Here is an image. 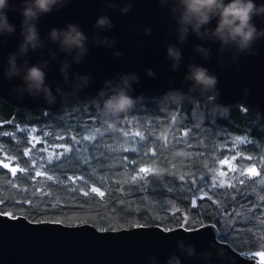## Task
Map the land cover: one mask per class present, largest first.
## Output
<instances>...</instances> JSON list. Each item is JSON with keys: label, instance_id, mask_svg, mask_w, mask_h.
Returning <instances> with one entry per match:
<instances>
[{"label": "trees", "instance_id": "obj_1", "mask_svg": "<svg viewBox=\"0 0 264 264\" xmlns=\"http://www.w3.org/2000/svg\"><path fill=\"white\" fill-rule=\"evenodd\" d=\"M103 99L56 110L16 108L0 100L1 211L25 214L32 220L90 222L102 229L139 224L196 227L212 221L219 227V237L234 248L246 255L264 254V221L259 218L264 209L253 216L251 209L244 212L238 207L264 205V174L251 178L247 187L209 186L222 178L219 173L227 165L221 161L236 154L230 149L244 157L235 161L236 167L264 166V118L259 112L240 103L218 106L202 96L164 95L138 99L130 111L106 120L101 115ZM97 130L102 136L97 135L96 141L83 140ZM137 131L142 138H135ZM45 132L52 136L45 139ZM59 135L65 140H54ZM72 136L81 144H74ZM237 138L247 143L237 144ZM34 143L35 153L30 151ZM46 145H63L72 151L46 164L44 171L31 157L46 158L52 151L43 152ZM61 151L56 147L57 153ZM20 167L25 172L13 176L11 168ZM140 168L150 171L144 179L134 180ZM181 174H188L184 182L178 178ZM48 176L53 179L47 180ZM240 188L246 197L238 195ZM233 210L240 214L235 224L237 218L229 215ZM233 227L240 229L239 236Z\"/></svg>", "mask_w": 264, "mask_h": 264}, {"label": "water", "instance_id": "obj_2", "mask_svg": "<svg viewBox=\"0 0 264 264\" xmlns=\"http://www.w3.org/2000/svg\"><path fill=\"white\" fill-rule=\"evenodd\" d=\"M12 2L17 7L20 6V0ZM115 2L117 8L107 10L115 27L100 32L101 35L115 37L113 49L91 42L94 31L92 25L104 11L103 0H70L62 9L40 17L38 27L46 47L39 52H30L28 59L30 64L36 63L43 54L50 61L47 83L54 93L57 84L64 90H70L68 85L63 84L59 68L61 60L67 58L71 61L72 57L59 52L57 45L47 39L48 31L52 27H64L71 21L80 24L89 36V52L83 63H73L72 71L91 73L92 82L78 96L69 98L67 102L58 97L51 106L39 97L32 98L25 94L18 101L9 93L10 87L21 84V80L19 77L10 81L4 79L3 70L7 66L8 54L17 50L22 39V17L17 11H9L8 19L16 25V31L13 35L0 38L7 41L0 46V100L16 108L56 110L76 102L103 99L98 95L102 82L115 77L119 72L131 71H135L140 78L139 84L133 85V97L154 99L169 95L209 98L199 92H189L188 84L181 83L187 64L196 63L207 67L219 79L217 87L220 96L218 99H211L216 105L240 103L259 112L264 118V39L255 45L257 55L239 54L236 63H232V53H221L218 41L200 40L190 33L186 43H177L175 22L169 17V9L162 8L158 0H133L131 11L124 15L119 8L125 0ZM256 3H264V0H256ZM254 22L258 28H264V17H255ZM130 23L135 26V30L129 27ZM215 23L213 20L210 27H215ZM145 27H151V35L143 34ZM170 27L173 29L171 33L168 31ZM138 40L143 41V47L137 44ZM166 42L175 44L182 52L183 59L176 72L170 68L171 61L166 59ZM196 44L211 48L212 54L208 60L193 51ZM50 50L57 52L56 60L51 59L48 54ZM114 50H119L123 55L114 57ZM236 64L241 65L239 71L235 70ZM149 68L156 72L154 79L145 74V69ZM168 77L173 78V83L168 82ZM246 88L250 89L247 97ZM173 90L180 91L177 93ZM180 239L186 244L194 245L198 254L211 252L210 264H264L256 256L242 255L230 242L221 239L219 227L212 221L196 227L177 225L166 228L160 224H139L102 229L90 222L68 224L57 220H32L25 214L0 210V264H149V256H155L157 264H166L167 258L172 254L180 256L182 264H205L199 255L193 258L184 256L177 248V241ZM218 250L222 255H217Z\"/></svg>", "mask_w": 264, "mask_h": 264}, {"label": "clouds", "instance_id": "obj_3", "mask_svg": "<svg viewBox=\"0 0 264 264\" xmlns=\"http://www.w3.org/2000/svg\"><path fill=\"white\" fill-rule=\"evenodd\" d=\"M70 0H20L17 7L12 0H0V38L13 35L16 25L9 21L8 12L17 11L21 15L20 35L21 42L15 52H10L7 57V66L3 70V77L12 80L19 77L21 84H13L10 95L16 100H22L27 94L32 98H42L49 106L56 103L59 97L67 102L69 98L76 97L79 92L88 87L92 82L91 73L80 74L72 71V65L83 63L84 57L88 54L89 36L82 30L80 24L67 22L64 27H52L47 33V39L56 44L59 52L71 56V61L67 58L60 61L59 72L64 85H68L70 90L57 84L55 93L47 83V70L50 68V61L41 58L36 63H29V53L39 52L46 47L45 40L41 38L38 23L40 17L60 10L65 7ZM104 11L94 21V29L91 35V42L95 45L113 49L116 44L115 37L101 35L100 32L110 30L115 27L109 15L108 9H116L115 0H103ZM162 8L169 9V17L175 22V33L177 43L187 42L189 34H194L197 39L211 42H219L221 53L231 52L230 60L236 63L239 54L257 55L256 43L264 39V28H258L254 22L255 17H264V3L257 4L256 0H158ZM133 0H125L123 6L119 8L122 15L131 11ZM215 20V27H210ZM129 27L135 30L131 23ZM99 30V31H97ZM169 33L173 31L170 27ZM151 27L143 29L144 35H151ZM5 39H0V46L6 44ZM143 47V41H137ZM203 59L211 57V48L203 44H196L193 49ZM52 60L57 59L56 51L48 53ZM114 57L123 55L119 50L112 52ZM228 59V57H224ZM166 59L171 61L170 68L176 72L180 68L183 59L182 52L175 44L166 42ZM227 67V65H224ZM101 68L100 65H97ZM181 83L188 84L189 92H199L208 95L210 99H218L220 90L217 87L219 79L217 75L207 67L196 64H187ZM241 65L236 64V71ZM102 70V68H101ZM71 73V76H70ZM145 74L149 78H155L156 72L149 68L145 69ZM140 78L135 71L123 73L119 72L113 78L105 79L102 87L98 90V95L104 97L101 107V115L104 119H116L122 113L130 111L137 103L138 97H133V85L139 84ZM168 82L173 83V78L168 77ZM190 82V83H188ZM179 92L180 90H173ZM250 89H245L247 97ZM178 250L186 257L193 258L197 255L205 262L210 264L211 252L204 251L197 253L195 246L185 243L183 239L177 241ZM217 255H222L218 250ZM149 264H157L155 256H149ZM166 264H182L180 256L170 255Z\"/></svg>", "mask_w": 264, "mask_h": 264}, {"label": "snow or ice", "instance_id": "obj_4", "mask_svg": "<svg viewBox=\"0 0 264 264\" xmlns=\"http://www.w3.org/2000/svg\"><path fill=\"white\" fill-rule=\"evenodd\" d=\"M21 131H23V130H21ZM31 131L33 133L36 132L35 129H31ZM43 135H44L45 139H47V138L52 136V134L48 133V132L43 133ZM97 135H101L102 136V133H99V130H97L95 132H90L88 135H85L83 137V140L84 141H96L97 140ZM187 135H188V133H183L182 134V136H187ZM134 136H135V138H142V133L137 131L134 134ZM54 140H56V141H64L65 137L63 135L55 136ZM71 140H72V142L74 144H81V141L78 140L76 136H72ZM36 142L39 143L40 141H36ZM242 143H247V141L244 140V139H241V138H237V144H242ZM56 147L62 148V151L60 153H57L56 152ZM56 147H53L52 145H46L45 148L43 149V152L47 153L49 148H52L51 153H49V155L46 158H44V159H41L40 155H33L31 157L32 162L35 163L38 167L43 168L44 171H47L48 169L45 168L46 164H48V165L52 164L53 160L60 161L61 160V156H66L69 152L72 151L71 148L64 147L63 145H57ZM92 147H96V145L93 144ZM30 151L33 152V153H35L37 151L35 143L32 145V148H31ZM83 151H88V149L87 148H83ZM230 151H235L236 152V154L231 157V161L232 162H235L237 159H244V157L241 156V153L238 150H236L235 148L234 149H230ZM28 154H29L28 152L24 153V155H28ZM41 155H42V153H41ZM12 159H15V158L13 157ZM93 159H94V157H93ZM247 159L252 160L254 162L256 160V158H254V157H247ZM77 162L79 163V161H77ZM17 163H19V161H17ZM84 163L87 164L88 161L85 160ZM125 163H127V161H125ZM221 163L222 164H230L228 172L221 171L219 173L220 177H227L228 183L226 184L225 182H223V181L219 180V178H217L209 185L210 187L236 188L237 185H240V186H243V187H247V186H249L247 182L249 180H251V178L261 177L262 174H264V166H261L259 169L253 167V168L245 170L243 167L232 166L231 162L229 160H227V159L221 161ZM3 167L4 168H9L10 165L9 164H4ZM29 171H31V169H29ZM149 171H150V169H148V168H140L138 176H134L133 179L134 180H136L138 178L139 179H144L145 178V174H147ZM17 172L24 173L25 172V168H23V167H20L18 169L17 168H11V173H12L13 176H16ZM36 175L40 176V175H42V173L41 172H37ZM178 178H179V180L181 182H184L186 180V178H188V174H181V175H179ZM201 178H203V177H201ZM52 179H53V177H51V176L47 177V180H52ZM56 179H59V177H57ZM69 179H72V178H69ZM191 179H192V183L194 184L195 183V176L192 175ZM252 183H256V181L252 180ZM92 191L93 192H99V189L93 188ZM197 191H199V189H197ZM237 192H238V195H241L243 197L247 196V193L243 191V188L237 189ZM99 194H100L101 197L104 196L103 192H100ZM84 195H89V193L85 192ZM232 200L235 201V197H232ZM0 202H3L2 199H0ZM238 207H240L241 210L244 211V212H247L249 209H251L252 212H253V216H255V213H256L257 210L264 209V205H255V207H253L252 204H246L244 206L238 205ZM120 211L123 213L124 209H121ZM229 215L231 217H236L237 218V220H234V224L239 221V215L240 214L238 212H236L235 210L231 211L229 213ZM259 218L262 221H264V210L260 211V217ZM247 230H248L247 229V225H245V231H247ZM232 231L236 232L237 236H239V233H240V229L239 228L233 227ZM229 235H231V232H229ZM262 235H264V233H262ZM241 254L244 255L245 253L242 252ZM250 255H252V254H250ZM255 255H261L262 259H264V254L257 253Z\"/></svg>", "mask_w": 264, "mask_h": 264}, {"label": "rangeland", "instance_id": "obj_5", "mask_svg": "<svg viewBox=\"0 0 264 264\" xmlns=\"http://www.w3.org/2000/svg\"><path fill=\"white\" fill-rule=\"evenodd\" d=\"M229 161L231 162V159ZM231 164H232V166H235L236 167V163L235 162H231ZM226 165H227V167L224 169L223 172H228L229 171L230 164H226ZM221 181H223L225 183H228L227 177H222L221 178ZM260 254H262V253H260ZM257 257H258L259 260L264 261V259H262V256L261 255H258Z\"/></svg>", "mask_w": 264, "mask_h": 264}]
</instances>
